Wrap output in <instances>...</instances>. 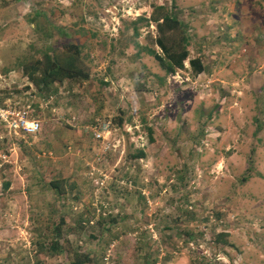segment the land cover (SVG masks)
Masks as SVG:
<instances>
[{"label":"rangeland","instance_id":"obj_1","mask_svg":"<svg viewBox=\"0 0 264 264\" xmlns=\"http://www.w3.org/2000/svg\"><path fill=\"white\" fill-rule=\"evenodd\" d=\"M155 4L184 22L202 72L186 60L165 75L135 46L161 53L153 23L135 36L124 24ZM67 43L88 77L39 96L21 57ZM8 108L41 130L0 117V264H67L76 251L89 264H264V0H0ZM95 120L111 121L107 141ZM136 149L145 157L130 159ZM92 169L107 176L99 189ZM51 178L68 183L61 199Z\"/></svg>","mask_w":264,"mask_h":264},{"label":"trees","instance_id":"obj_2","mask_svg":"<svg viewBox=\"0 0 264 264\" xmlns=\"http://www.w3.org/2000/svg\"><path fill=\"white\" fill-rule=\"evenodd\" d=\"M37 19L38 17L32 22L33 29H39V23L36 22ZM152 23L156 29V36L153 41L159 47L161 53L152 48L141 47L136 42L134 44L136 47L146 50L150 56L157 60L165 75L173 73L176 69H184L186 60L193 73L197 74L203 71L204 66L198 57L189 58V37L185 33L184 22L177 17L173 10L165 5L155 4L152 6V11L148 17L141 14L131 21L124 22L127 31L132 28L134 36L139 35L140 28L148 27ZM178 32L179 37L173 38L172 34ZM125 39H131V37ZM39 52L40 55L38 57L23 55L20 59L22 73L34 85L35 91L39 96H47L56 92L58 87L62 86L67 79H83L89 75L80 54V47L76 43H67L62 47L46 45ZM135 55L138 54L135 53ZM161 79H164V77ZM120 113L122 114L123 112L120 111ZM113 122L121 125L123 119L116 116L113 118ZM148 132L151 134L152 129L148 128ZM257 132L258 130H255V134ZM142 157H145L143 149H136L129 154L130 159ZM242 180L245 181L246 179L242 178ZM47 186L58 199H61L68 188V183L64 178H51L47 181ZM62 220L60 218L55 226L57 238L50 242L47 247L51 254L62 251L58 242L60 236L58 233L60 230L58 229L62 226L60 224ZM221 236L224 235L221 234ZM74 253L67 264H89L92 262L93 254L91 252L78 253L76 251Z\"/></svg>","mask_w":264,"mask_h":264},{"label":"built area","instance_id":"obj_3","mask_svg":"<svg viewBox=\"0 0 264 264\" xmlns=\"http://www.w3.org/2000/svg\"><path fill=\"white\" fill-rule=\"evenodd\" d=\"M15 114V117L12 115ZM11 115L10 119L7 120V117ZM0 117L7 121L8 126L14 131V133H21L23 135H33L38 133L41 130V123L38 118H33L24 109L18 110V112H14V109H5L3 113H0ZM110 126L111 121H102L95 120V124L90 128L92 131V136L95 140L100 141L108 140V136L110 134ZM111 144L107 143L105 145L104 150L110 149ZM113 146V145H112ZM141 160V159H140ZM89 175L93 178L94 185L97 189L101 188L105 185L107 181V176L102 173H97L92 169ZM94 175H96L94 177Z\"/></svg>","mask_w":264,"mask_h":264}]
</instances>
